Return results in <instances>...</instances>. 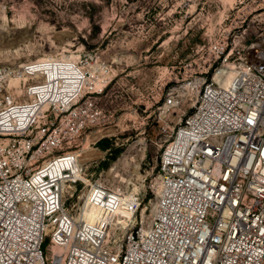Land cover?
Segmentation results:
<instances>
[{"label": "built area", "instance_id": "built-area-1", "mask_svg": "<svg viewBox=\"0 0 264 264\" xmlns=\"http://www.w3.org/2000/svg\"><path fill=\"white\" fill-rule=\"evenodd\" d=\"M199 58L164 85L157 108L187 107L161 126L148 213L127 226L121 187L94 180L66 205L82 159L64 148L96 118L86 71L0 65V264H264V27ZM89 204L104 213L87 219Z\"/></svg>", "mask_w": 264, "mask_h": 264}, {"label": "rangeland", "instance_id": "rangeland-1", "mask_svg": "<svg viewBox=\"0 0 264 264\" xmlns=\"http://www.w3.org/2000/svg\"><path fill=\"white\" fill-rule=\"evenodd\" d=\"M262 11L264 0H0V65L47 58L37 68L49 71L53 58L86 71L84 95L96 118L77 145L64 148L78 150L82 159L73 168L77 180L65 192L66 205L96 180L124 191L117 210L122 225L145 216L161 126L187 107L157 108L164 85L198 68L202 44L224 35L250 40L264 27ZM101 212L89 204L85 217Z\"/></svg>", "mask_w": 264, "mask_h": 264}, {"label": "trees", "instance_id": "trees-1", "mask_svg": "<svg viewBox=\"0 0 264 264\" xmlns=\"http://www.w3.org/2000/svg\"><path fill=\"white\" fill-rule=\"evenodd\" d=\"M100 144L103 145L102 140H101ZM104 145H106V144H104Z\"/></svg>", "mask_w": 264, "mask_h": 264}, {"label": "bare ground", "instance_id": "bare-ground-1", "mask_svg": "<svg viewBox=\"0 0 264 264\" xmlns=\"http://www.w3.org/2000/svg\"><path fill=\"white\" fill-rule=\"evenodd\" d=\"M43 61H45V60H43ZM119 203H120V201H119Z\"/></svg>", "mask_w": 264, "mask_h": 264}]
</instances>
